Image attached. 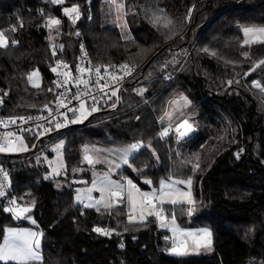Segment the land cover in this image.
Listing matches in <instances>:
<instances>
[{
    "label": "trees",
    "instance_id": "16d2710c",
    "mask_svg": "<svg viewBox=\"0 0 264 264\" xmlns=\"http://www.w3.org/2000/svg\"><path fill=\"white\" fill-rule=\"evenodd\" d=\"M73 4L81 14L75 23L63 13ZM123 6L128 38L117 26L102 25L99 0H64L61 5L0 0V31L8 40L0 47L4 115L37 112L52 101L51 65L55 59L73 60L77 27L95 61L140 66V94L122 93L115 106L90 105L98 111L84 125L24 137L40 149L54 138L64 139L60 189L43 180L46 167L34 150L2 154L17 202L31 208L28 214L43 234L42 260L29 264H264V90L252 84L257 79L264 87V43L244 44L242 34L244 25L264 26V0H123ZM157 16L160 21L153 24ZM49 17L61 20L55 44L48 40L47 26L40 25ZM35 68L41 75L39 87L28 79ZM175 91L190 99L182 112L193 115L195 127L183 138L173 133L163 139L160 132L167 125L160 117ZM87 142H143L116 177L139 184L141 178L190 177L194 212L189 215L184 203L160 208L181 224L208 225L213 250L169 254L168 231L154 215L129 223L123 204L88 208L75 203L72 179L82 176L77 168ZM83 177L90 179L89 173ZM27 224L5 211L0 200V243L6 227ZM97 227L111 234L97 233Z\"/></svg>",
    "mask_w": 264,
    "mask_h": 264
},
{
    "label": "rangeland",
    "instance_id": "374dc122",
    "mask_svg": "<svg viewBox=\"0 0 264 264\" xmlns=\"http://www.w3.org/2000/svg\"><path fill=\"white\" fill-rule=\"evenodd\" d=\"M99 9H100V14H101L102 25L117 26L125 38H128L130 36L128 24L125 19L126 12L124 10L123 0H99ZM245 28L260 29V28H264V26L263 25H244L242 27L243 40L248 39L249 41H252L254 37L258 34L250 33L248 36H245V33H244ZM47 30H48L47 36H48L49 42L51 44H55L60 37V27L58 26L56 28H52L51 30L47 27ZM49 37H51V39H49ZM261 39H264V36H262ZM37 70L38 69L35 68L32 70L31 73ZM38 73L39 75L33 76L32 80L33 82L38 83L40 85L41 75H40L39 70H38ZM254 80L257 81L261 85V87H257V88L264 90V87L262 86V84L257 79H254ZM254 80L252 81L253 85H254ZM30 84L33 85L32 82H30ZM181 97H187V96L181 91H175L172 93L171 97L167 100L164 112L161 115L160 120L166 123V125H173L174 123H177L181 119L185 118L189 122V124L192 126V130H193L195 127V120H194L193 115L182 112L183 109H186L190 106L191 102L186 104L185 101L181 99ZM187 99L188 101H190L188 97ZM87 108L89 111L91 110V107H87ZM45 129H52V131L45 132ZM56 129L57 128H54V127H46L42 129L38 135L39 137L45 136V135L47 136L48 134H51L52 132H54ZM190 133L191 132H189L187 135H189ZM180 138H183V137H180ZM13 145L14 147H20L21 140L17 139L16 141L13 142ZM23 145L27 146L26 151H5L1 153L20 154V153H27L29 151L34 150L36 160L41 159L42 165L46 167V174L48 176L60 177L65 174V162L63 159V146H64L63 138H54L52 141L48 143L47 147L44 149L35 148V144L33 146H30L24 138H23ZM128 145L130 144L118 145V144H102V143L99 144V143H88V142L82 145L81 163L79 167L77 168L78 173L81 174L82 176L72 180L73 188L75 190L74 195H73L75 203L81 204L82 201H86V204H89V203H94L96 200H101L103 198L102 202L98 205H95V207H105L106 204L113 205L114 196H112L111 193L115 192V190H118L116 185H122L123 188L120 190H123L126 194V197H128L129 185L127 181L125 180L124 177L114 176L115 172L118 171L119 169H122L124 165H127L130 157L135 152L138 151L137 150L125 156V154L119 151V149L125 148ZM85 156H88L89 158H91L93 162L90 164L88 160L85 159ZM125 160H127V163H125ZM54 169L57 170L58 174H56V172L53 171ZM87 173H89V177H90L89 180H86V178L83 177V175ZM189 179L191 180L190 185L187 183ZM149 181L150 183H147ZM161 181H166L169 184L173 183L174 181H185V183L183 184H179V183L175 184V189L178 190L179 192H190L193 203H188V200L186 197H181L175 194V192L170 197H165L164 199L165 200L176 199L180 201L176 204L184 203L185 205L188 206V209L189 208L193 209L192 213L194 212L195 199H194V195L192 192V179L190 177L188 178L161 177L157 180V182H153L149 178H141L140 184L134 181H132V183L136 185V187L139 189L141 193H144V192L150 193L153 190H156L157 195H159L160 194L159 190L161 188ZM93 182H95V186H93ZM88 189H92V191L89 193L87 191ZM165 191L169 192L173 190L165 189ZM78 195L80 197V200H77ZM89 196L92 197V200H89ZM133 197L135 200L134 209H133V203L130 202L129 198H127V201H129L131 204V210H129V215L136 217L135 221H141L139 219L141 213H143L146 217L148 215V212L160 209L161 204L159 203V201H157V203L153 201V203L156 205L155 209H153L151 205L148 207L145 205L142 206L141 201L143 200V197H141L134 190H133ZM163 215L166 217L165 222L169 224V227L167 228L160 227L161 221L155 215L154 216L158 220L159 227L161 229H166L168 231V235H167L168 246L166 247L167 253L175 254L171 251V249L174 246L179 245L181 241L187 242L186 254H206V253H210L213 250L212 244H211V250L205 247H201L197 250L192 236H189L186 234L182 235L180 232L174 233L171 230L173 216L167 217L164 213ZM25 217H30L31 221H33L30 214H27ZM14 218H16V216H14ZM190 222H191V218L188 217V223ZM175 224L176 226H178L179 229L185 230V232H191V233H196V234L199 233L200 229L207 228L210 230V227L208 225L193 224L192 222L189 225H184V224L179 223L177 219H175ZM34 225L37 227L36 222L34 223ZM175 255H181V254H175Z\"/></svg>",
    "mask_w": 264,
    "mask_h": 264
},
{
    "label": "snow or ice",
    "instance_id": "6c2138e0",
    "mask_svg": "<svg viewBox=\"0 0 264 264\" xmlns=\"http://www.w3.org/2000/svg\"><path fill=\"white\" fill-rule=\"evenodd\" d=\"M51 3L53 4H58L61 5L64 3V0H51ZM191 11V10H190ZM63 13L65 16H67L70 20H72L73 23H75V21L77 19H79L80 16V12H79V5L77 4H73L71 7H65L63 9ZM160 21V17H154L153 19V24H157ZM171 21H167V23L165 24V27L168 26V24H170ZM61 24V20L56 18V17H49L47 20V24L46 26L51 30L52 28H56ZM13 31H15V28L12 29ZM244 33L245 36H248L250 33H257L258 35H256L254 37V39L252 41H249L248 39L244 40V44H249V43H264V39H261L262 36H264V28H260V29H249V28H245L244 29ZM78 34V33H77ZM49 39H51V37H49ZM12 43H16L15 41H12ZM8 45V40L7 37L5 36V33L3 31H0V47H6ZM60 48H63V45L60 46ZM205 51H207L205 49ZM55 54V51L54 53ZM245 56L248 55V53H244ZM261 64H264V61L260 62ZM57 65H62L64 69H68V71H65L62 73V75L64 76V85H65V92H62L56 100L57 103V112H59L60 108H65L66 112L64 113H60L61 115H64L65 117L67 116V112H72V113H77L79 112V116L77 117V119H74L72 121H70L71 123H78L81 122L83 119H86L89 115L92 114V112H96L98 111V109L96 107H91V110L89 111L88 108L86 107V100L83 99V96H88V92L84 91L82 94L77 92L76 94H73L70 98L68 97L67 93L71 92V88L68 87V85L70 83L74 82V86L79 89L80 85L83 84L84 88L87 89L89 87V80H85L82 79V75L85 71H90L89 69H84L81 68L79 66H77L76 71L78 73H80L81 75L76 77L75 79L72 77L71 75V70L69 69V66L67 64H63V62L61 61H57ZM121 69H127V73L126 74H130L131 69L128 68L127 65H121L120 66ZM53 72H57V68H52L51 69ZM97 72V74H99L100 69L97 68L95 70ZM38 70L30 73L29 74V82L33 83L34 87H39L40 85L38 83L33 82L32 78L33 76H38ZM59 75V73H58ZM103 77H101L100 79H102ZM117 77H113V80H116ZM120 79H122V77H120ZM99 79L95 82L96 85H99ZM229 83H231V81H229ZM54 84L56 85V87H60V82L59 81H54ZM254 85L256 87H261L259 83L254 82ZM107 85H105L106 87ZM102 90V89H101ZM49 91H52V89H49ZM142 91V90H141ZM112 95H116L115 92L112 93ZM93 101H95V97L91 96L90 97ZM181 99H183L185 101L186 104L190 103V101H188L187 97H181ZM65 100H67V103H65ZM72 100L78 101L79 102V107H68V104H71ZM0 103H2V100H0ZM115 106V105H113ZM45 108L48 109L49 113H52V109L48 108V105H44ZM20 120H24V117H20ZM28 119H32L31 117H29ZM39 119H44V117H39ZM11 123H16V119H12L10 121ZM4 121L0 120V124H3ZM64 124L61 123H57L56 124V128H61L64 127ZM180 127L184 128V131L180 132V136L184 137L186 136L189 132L192 131V126L188 123L187 120H185ZM25 131H27V129H25ZM52 131V129H45V132H49ZM168 134V130L165 129L164 132H162L160 135L161 136H166ZM4 135V139L7 141L6 143L4 142H0V152H5V151H26L27 150V146L23 145V137H18L17 139L21 140V146L20 147H14L13 145V141L9 140L8 137H11L13 134L12 133H5ZM63 143V142H61ZM141 147H144L143 142H137V143H133L130 144L128 146H126L125 148L119 149V151L123 152L125 154V156H127L128 154L135 152L137 150H139ZM237 158H239V153L236 154ZM85 159L88 160V162L91 164L93 161L91 160V158H89L88 156H85ZM125 163H127V160H125ZM199 168V164H196L194 166V170ZM54 172H56V174H58L57 170L54 169ZM0 172H3V169H0ZM4 176H7V173H4ZM147 183H150L147 182ZM183 184L185 183V181H174L173 183L169 184L166 181H161V188H160V194L157 195L156 190H153L152 192L148 193V192H144L141 193L139 191L138 188H136V185H134L132 183L131 180L128 181V185H129V189H128V198L130 200V202L133 203V209L135 208V200L133 197V190L138 193L141 197H143V200L141 201L142 206L143 205H151L153 207V209L156 208V205L153 203L154 200L159 201V203L162 205L164 203H171V204H176L180 201L176 200V199H169V200H165V197H170L171 195H173V193L175 192V194L181 196V197H186L188 200V203H193L192 199H191V195L190 192H179L178 190L175 189V184ZM187 183L190 185L191 184V180L189 179L187 181ZM93 186H95V182H93ZM117 189H122L123 186L122 185H116ZM165 189H172L173 191H169L166 192ZM89 193L92 191V189H88L87 190ZM6 193L4 191V186L3 184H0V197L5 196ZM112 196L116 197L117 199L120 198L121 196V192L115 191L113 193H111ZM103 199V198H102ZM101 200H96L94 203H89L87 205H85L88 208H92L95 207V205H98L102 202ZM77 200H80L79 195L77 196ZM89 200H92V197L89 196ZM10 203L15 204V200L11 201ZM105 207H112V205L110 204H106ZM5 211L8 212H15L17 217L20 216H24L25 213H28L31 211L30 207H16V208H12L9 207L7 209H5ZM97 211H99V209L97 208ZM193 209L189 208L188 212L189 215H191ZM148 215H155L160 221V227L162 228H167L169 227V224L166 223V217L163 215V208H160L159 210H154V211H150L148 212ZM26 219H30V217H25ZM136 219V217L129 215V223L134 222ZM139 219L141 221H143L144 219H146L145 215L143 213H141ZM32 223H35V221L33 220ZM171 230L176 233V232H180L182 235H189L193 237L194 243L196 245V249L198 250L201 247H205L208 248L209 250H211V244H212V232L211 230L205 228V229H200L199 233H191V232H185V230L179 229L178 226H176L175 224V216H173L172 218V227ZM95 232L100 233L102 235H110L111 233L109 232V230L106 229H102V228H95L94 229ZM8 232L11 234L10 236H6L4 239V243L0 244V261L4 262V264H9V262H15V264H29L30 261H40L42 260V257L40 255L39 249H40V236H42V233H36V232H32L28 229H20V230H16V229H9ZM167 239V237H166ZM171 251L175 254H186L187 252V242L186 241H181V243L179 245L174 246Z\"/></svg>",
    "mask_w": 264,
    "mask_h": 264
},
{
    "label": "built area",
    "instance_id": "2783aa9c",
    "mask_svg": "<svg viewBox=\"0 0 264 264\" xmlns=\"http://www.w3.org/2000/svg\"><path fill=\"white\" fill-rule=\"evenodd\" d=\"M80 12V11H79ZM87 16H92V5L89 3L87 5ZM81 17V14L79 18ZM47 23L41 22L40 25L45 26ZM78 33V34H77ZM74 35L78 38V45L76 48V53L72 61L62 60V59H55L51 65V68H57V72H53V99L50 103H47L48 108H51L53 111L50 114L48 109L43 107L39 109L37 112H26L21 114H14V115H4L2 114V104H3V97H0L2 103H0V120L4 121L3 124H0V142L6 143L7 141L4 139L5 133H12L11 137H8L9 140L13 142L17 140L18 137H25V136H33L38 135L39 132L46 128V127H54L56 128L57 123L64 124V127L69 125L75 124L71 123L70 121L77 119L79 113H72L67 112V116L61 115L60 113L66 112L65 108H60L59 112H57V97L62 93L65 92V85L63 83L64 76L62 75L63 72L68 71V69H64L62 65H57V61L63 62V64H67L69 69L71 70V75L75 79L76 77L80 76L81 74L76 71L77 66L89 69L90 71H85L82 75V79L89 80V87L87 89L84 88V85L81 84L79 89L74 86V82L70 83L68 87L71 88V92H68L67 95L70 98L73 94L77 92L83 93L84 91L88 92V96H83V99L86 100V107H90L92 104H103V105H115L119 104L121 100L122 93H131V94H140L141 93V84L138 83L137 75L140 69V66H132L127 61L122 60L112 64H103L95 61L87 47L85 38L82 35L81 29L77 27L74 31ZM121 65H127L129 69H131L130 74L127 73V69H121ZM97 68L100 69L99 74L95 71ZM59 73V75H58ZM103 77L102 79H100ZM113 77H117L116 80H113ZM122 77V79H120ZM99 79V85H96L95 82ZM54 81L60 82V87H56ZM105 85H107L105 87ZM102 89V90H101ZM115 92L116 95H112ZM3 94H7V91L4 90ZM94 96L96 99L93 101L90 97ZM67 103V100H65ZM68 107H79V102L72 100L71 104H68ZM20 117H24V120H20ZM31 117L32 119H28ZM39 117H44V119H39ZM12 119H16V123H11ZM186 119L183 118L179 122L174 123L173 125H167L163 128L160 132H164L165 129L168 130V134L166 136H161V138L165 139L171 136L173 133L176 134L177 138L180 139V132L184 131V128L180 127V125ZM189 123V122H188ZM61 127V128H64ZM60 128V129H61ZM27 129V131H25ZM59 129V128H58ZM36 146V145H35ZM3 153L0 152V169H3V172H0V184H3L4 191L6 193L5 196L0 197L1 202H3L5 209L12 207H25L24 205L17 202L15 194L12 192L9 176H4L6 172L1 164V156ZM7 173V172H6ZM43 180H49L55 189H60L62 186V181L57 177H50L47 174L42 176ZM74 180V179H72ZM68 184V182H67ZM15 200V204L10 203L11 201ZM156 201V200H154ZM81 207H84L86 201H82L80 204ZM12 215L16 216L18 221H26L27 219L25 216L28 213H25L24 216L17 217L15 212H10Z\"/></svg>",
    "mask_w": 264,
    "mask_h": 264
},
{
    "label": "crops",
    "instance_id": "0c3cea01",
    "mask_svg": "<svg viewBox=\"0 0 264 264\" xmlns=\"http://www.w3.org/2000/svg\"><path fill=\"white\" fill-rule=\"evenodd\" d=\"M257 82V81H256ZM115 176V175H114ZM130 178H127L125 177V180L127 181L128 183V180ZM137 188V187H136ZM120 192H121V196L119 199H117L116 197H114V201H113V205L112 206H115V205H125V207L127 208V210H131V204L129 201H127V198L126 197V194L123 190H120L118 189ZM118 190H115V191H118ZM157 203V200L155 201ZM145 206H150V205H145ZM26 221H28V224L27 225H23V226H13V227H6L5 228V232H4V235H3V239H2V242L0 244H3L4 243V239L6 236H10L11 234L8 232L9 229H16V230H20V229H28L32 232H36V233H40L39 229L34 225V223H32L31 219H27ZM40 238V241H41V236L39 237ZM39 252H40V255L42 257V251H41V244H40V249H39Z\"/></svg>",
    "mask_w": 264,
    "mask_h": 264
},
{
    "label": "water",
    "instance_id": "95a60500",
    "mask_svg": "<svg viewBox=\"0 0 264 264\" xmlns=\"http://www.w3.org/2000/svg\"><path fill=\"white\" fill-rule=\"evenodd\" d=\"M94 114V112L85 120L81 121V122H78V123H75V124H72V125H84L87 123V121L89 120V118Z\"/></svg>",
    "mask_w": 264,
    "mask_h": 264
},
{
    "label": "bare ground",
    "instance_id": "6f19581e",
    "mask_svg": "<svg viewBox=\"0 0 264 264\" xmlns=\"http://www.w3.org/2000/svg\"><path fill=\"white\" fill-rule=\"evenodd\" d=\"M254 82H256L255 80H254ZM258 83V82H257ZM261 86V85H260Z\"/></svg>",
    "mask_w": 264,
    "mask_h": 264
}]
</instances>
